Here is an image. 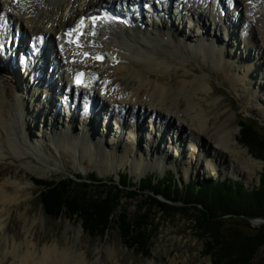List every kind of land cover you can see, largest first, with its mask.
Masks as SVG:
<instances>
[{"label":"bare ground","instance_id":"6f19581e","mask_svg":"<svg viewBox=\"0 0 264 264\" xmlns=\"http://www.w3.org/2000/svg\"><path fill=\"white\" fill-rule=\"evenodd\" d=\"M52 1L0 0V24L8 34L11 23L22 32L17 52L0 50V153L4 154L0 159L31 156L44 163L52 158L57 164L50 168L54 171L60 156L73 153L69 144L80 140L86 143L84 154L90 155L96 143L95 152L121 157L114 167L101 169V176L118 171L128 156L134 171L146 163L144 172L152 166L167 167L165 160L173 153L176 158L169 163L181 162L185 171L214 166L237 174L240 168L250 171L257 165L243 155L245 150L227 127L228 120L218 121L210 113L212 85L206 73L190 76L188 52L206 62L211 59L206 53L210 50L213 64L229 74L234 86H240L239 93L264 107V0H221L224 7L219 10L216 0H186L182 10L178 8L181 0H169L166 10L146 6L152 0ZM144 7L148 11L141 18L139 11ZM153 8L162 11L157 10L156 20V14L149 13ZM102 9L111 20L91 27L89 16L101 14ZM121 13L126 24L115 22ZM185 18L192 20L183 29ZM83 25V36L73 43L70 33L75 35ZM41 34L46 38L35 55L32 48L40 46ZM250 49L257 55L251 56ZM89 52L87 58L84 54ZM80 69L87 78L77 85L75 75ZM181 69L173 82L172 75ZM109 109L116 112L118 137L105 134L111 123ZM93 112L99 118L90 120ZM5 152L11 157H5ZM137 152L146 160H133ZM26 167L35 170L41 165L30 158ZM11 181L0 183V264H97L99 256L89 261L76 246L55 242L38 248L30 232L32 224L26 226V239L17 243L8 225L14 214L21 218L27 212L28 204H20L18 190L7 192L8 184L17 183ZM79 232L75 230V237ZM114 251L107 248L109 257Z\"/></svg>","mask_w":264,"mask_h":264},{"label":"rangeland","instance_id":"374dc122","mask_svg":"<svg viewBox=\"0 0 264 264\" xmlns=\"http://www.w3.org/2000/svg\"><path fill=\"white\" fill-rule=\"evenodd\" d=\"M54 2V0L52 1ZM186 29V28H183ZM178 54H182L181 51H177ZM189 53V68H192L190 76H194L195 73H206L208 79L212 85V90L208 95V103L210 106V113L214 117H218V121H223L225 118L228 120L227 126L232 134L237 138L239 146L244 149L243 155L245 157H252L257 161V165L253 166L250 171H242L241 168L237 174L227 169L220 171L216 167H208L207 169L199 168L196 171L182 169L181 162L179 165L170 164V160L175 159V154L167 156L165 162L167 167L158 165V167H150L144 172L146 163H142L141 167L135 171L132 165L131 156L125 161L124 165L119 167L118 171L101 176L99 173L101 169H109L114 167L115 160L120 159L116 153L108 152H95L97 144L93 145V152L91 154H84L83 152L86 143L80 140L71 142L69 144V151L73 152L69 156L59 157L61 160L58 170L50 171L52 166H57L54 159H50L47 162L39 163V161L31 156L23 159L7 158L0 159V183L5 184L6 181L17 182L7 185L8 193H15L19 191V199L21 205L28 204L27 212L24 213L21 218L19 215L14 214L13 222L8 225L10 228V236H17V243L24 241L28 235L26 226L32 224L30 232L34 234V241L38 248H42L46 245H52L55 242L61 246H76L79 250L84 251L89 261H92L94 256H99L97 264H171L175 261L178 264H216L215 257L207 253L206 241L207 236L200 233L195 225V221L192 219V212H169L164 213L157 208L156 205H152L149 197L144 194L143 197L129 198L126 196V190L121 194L120 204L118 209L112 218V225L104 233L95 232L89 234V232L83 227L82 218L80 216L72 215L68 211H63L60 216L47 215L44 212L43 205L40 199L41 187H39L33 180H60L66 175L75 176L80 174L81 177H86L90 173L96 171L97 177L104 180L105 183L114 185L120 183L122 175L128 173L131 177V184L136 188H139L138 182L141 178H145L146 175L155 173L159 179H162L163 175L169 172H173L174 181L178 186L185 188V185L191 180H195L197 184L205 180H218L223 179L226 176L234 180L242 181L250 190L260 187L261 176L264 170V160L257 157L255 152L250 147L240 140V121L242 119L252 120L255 119L260 127L264 128V107L262 104L252 102L246 96L239 93V85L234 86V83L229 74L221 67H217L213 64V53L206 51L211 59L206 62L197 60L192 54ZM251 56L257 55L255 50L250 49ZM182 70V69H181ZM179 70L178 73L172 75L173 82H177L179 75L183 72ZM96 98L93 97L92 101L95 103ZM60 105V104H59ZM106 111V110H105ZM115 111L109 109L108 115L111 120V127L105 132L106 136L119 135V129L114 122ZM99 113L93 112L89 115V118H99ZM42 123L43 122V119ZM62 120H60L61 122ZM80 124V121H79ZM148 125V123H146ZM97 126V125H96ZM148 127V126H147ZM262 128V129H263ZM100 134H102V128H98ZM90 131L87 132V134ZM167 141V140H166ZM165 141V143H166ZM169 141V139H168ZM113 146V141H109ZM110 147V146H109ZM197 150V149H195ZM193 150V151H195ZM88 152V150H87ZM3 152L0 153L2 156ZM5 157H11L9 152H5ZM84 159L82 160V155ZM99 154V156H98ZM120 153L118 152V155ZM4 155V154H3ZM32 158L37 164L41 165L40 169H28L26 167L27 162ZM92 158V159H91ZM202 158V156H201ZM133 160L145 161V156H141L138 152L133 157ZM133 167V168H132ZM173 168V169H171ZM20 180V181H19ZM113 180V182H110ZM19 181V182H18ZM17 186L19 188H17ZM109 187H93L90 193L105 196ZM151 191V190H147ZM96 196V195H95ZM159 199L165 200L163 196H158ZM147 200V201H144ZM175 204H181L176 202ZM8 206V204H6ZM144 207V208H143ZM150 213L147 219V226L145 225V231L149 235V240L146 243L148 245V252L143 253L141 249L131 246L130 243H126L120 232V224L115 221L120 219V216L127 215L130 220H136L138 215ZM8 212H5L7 215ZM189 214V215H188ZM261 218L252 219L250 222L254 227H259L264 224L257 222ZM137 221V220H136ZM80 229L78 237H75V230ZM29 232V234H30ZM112 247L115 251L112 256L109 257L107 248ZM251 264H264V246L261 247L258 254L255 256Z\"/></svg>","mask_w":264,"mask_h":264},{"label":"trees","instance_id":"16d2710c","mask_svg":"<svg viewBox=\"0 0 264 264\" xmlns=\"http://www.w3.org/2000/svg\"><path fill=\"white\" fill-rule=\"evenodd\" d=\"M240 125V140L264 160V128L257 121L248 119H242ZM34 181L41 187L40 199L47 215L60 216L63 211H68L80 216L89 234L104 233L110 228L120 196L127 188L126 196L129 198L143 197L148 192L146 197L151 204L164 213L191 211L197 229L208 238L207 253L213 259L215 257L216 264H251L264 246V224L254 227L250 222L252 219H264V170L260 187L252 190L242 181L230 177L205 180L200 184L191 180L183 188L174 181L172 172L162 179L155 174L148 175L141 180L139 188H132L127 174L119 185L102 182L95 173L81 182L70 176L60 180ZM100 185L109 187L105 196H99L95 191L90 193L93 187ZM158 196H163L165 200ZM149 214L138 215L135 222L127 215L115 221L121 225L120 232L126 243L141 249L144 254L148 252L146 243L149 235L145 225Z\"/></svg>","mask_w":264,"mask_h":264},{"label":"water","instance_id":"95a60500","mask_svg":"<svg viewBox=\"0 0 264 264\" xmlns=\"http://www.w3.org/2000/svg\"><path fill=\"white\" fill-rule=\"evenodd\" d=\"M257 222H262V223H264V219H259V220H257Z\"/></svg>","mask_w":264,"mask_h":264}]
</instances>
